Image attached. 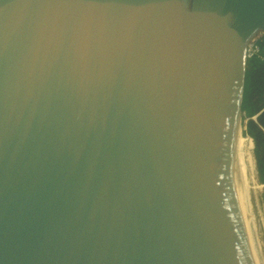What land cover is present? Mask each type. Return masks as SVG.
Wrapping results in <instances>:
<instances>
[{
    "label": "water",
    "instance_id": "water-1",
    "mask_svg": "<svg viewBox=\"0 0 264 264\" xmlns=\"http://www.w3.org/2000/svg\"><path fill=\"white\" fill-rule=\"evenodd\" d=\"M259 31L264 0H0V264H256Z\"/></svg>",
    "mask_w": 264,
    "mask_h": 264
},
{
    "label": "trees",
    "instance_id": "trees-1",
    "mask_svg": "<svg viewBox=\"0 0 264 264\" xmlns=\"http://www.w3.org/2000/svg\"><path fill=\"white\" fill-rule=\"evenodd\" d=\"M242 111L243 135L253 139L259 181L264 187V63L259 59L247 63Z\"/></svg>",
    "mask_w": 264,
    "mask_h": 264
},
{
    "label": "bare ground",
    "instance_id": "bare-ground-1",
    "mask_svg": "<svg viewBox=\"0 0 264 264\" xmlns=\"http://www.w3.org/2000/svg\"><path fill=\"white\" fill-rule=\"evenodd\" d=\"M254 142L253 139L251 137H244V136H240L239 137V141H238V164H239V169H240V173H241V182H242V189L244 192V196H245V202L247 204L248 207V213L250 214V218H249V236H250V244H251V248L253 251V255L255 256V262L256 264H262L263 262L261 261V258H263L262 256V245L261 243L258 242V244L256 243V225H255V217H254V213H253V207H252V202H251V191L255 190L258 188V181L256 178V166H255V158H254ZM260 188H262V186H260ZM245 204V207H246ZM253 231H255V233H253ZM253 236V237H252ZM257 245V246H256ZM257 250H256V249ZM259 252V258H256V255Z\"/></svg>",
    "mask_w": 264,
    "mask_h": 264
},
{
    "label": "rangeland",
    "instance_id": "rangeland-1",
    "mask_svg": "<svg viewBox=\"0 0 264 264\" xmlns=\"http://www.w3.org/2000/svg\"><path fill=\"white\" fill-rule=\"evenodd\" d=\"M255 158V154H254ZM255 166H256V178L258 181V188L251 191V202L253 207V213L255 217V225H256V243H261V245L264 246V187L261 185L259 181V176L257 172V165H256V159H255ZM262 186V188H260ZM255 233V231H254ZM261 239L262 242L259 240ZM262 246V249H263ZM262 252V250H261ZM260 252V253H261ZM263 256V263H264V255L263 252L261 253Z\"/></svg>",
    "mask_w": 264,
    "mask_h": 264
},
{
    "label": "built area",
    "instance_id": "built-area-1",
    "mask_svg": "<svg viewBox=\"0 0 264 264\" xmlns=\"http://www.w3.org/2000/svg\"><path fill=\"white\" fill-rule=\"evenodd\" d=\"M263 45L264 32L259 31L250 38L246 45L245 59L247 63L252 59H259L264 63ZM243 116H245V113H243Z\"/></svg>",
    "mask_w": 264,
    "mask_h": 264
}]
</instances>
